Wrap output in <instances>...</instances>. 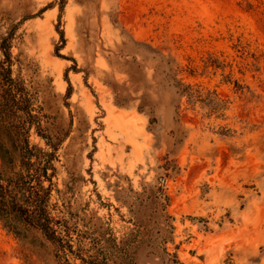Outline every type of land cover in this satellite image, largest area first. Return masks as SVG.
I'll use <instances>...</instances> for the list:
<instances>
[{
    "label": "rangeland",
    "instance_id": "374dc122",
    "mask_svg": "<svg viewBox=\"0 0 264 264\" xmlns=\"http://www.w3.org/2000/svg\"><path fill=\"white\" fill-rule=\"evenodd\" d=\"M8 36L59 144L54 206L121 236L162 186L183 263L264 264V0H0ZM0 264L57 263L0 222Z\"/></svg>",
    "mask_w": 264,
    "mask_h": 264
},
{
    "label": "trees",
    "instance_id": "16d2710c",
    "mask_svg": "<svg viewBox=\"0 0 264 264\" xmlns=\"http://www.w3.org/2000/svg\"><path fill=\"white\" fill-rule=\"evenodd\" d=\"M11 48L12 37L8 36L0 45L4 56L0 62L3 227L17 235L41 234L52 245L57 264H185L167 247L174 242L176 227L175 218L163 201L162 186L156 190L144 187L141 193H134L128 206L133 228L121 236L94 214L88 217L84 212L81 217L52 204L57 191L54 163L58 160L59 144H54L45 126L41 90L14 76ZM33 132L49 150L32 143Z\"/></svg>",
    "mask_w": 264,
    "mask_h": 264
}]
</instances>
